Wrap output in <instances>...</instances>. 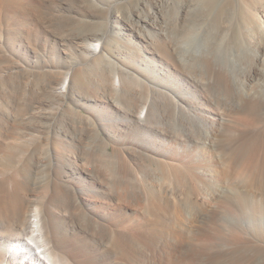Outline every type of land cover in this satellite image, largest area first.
<instances>
[{"label": "bare ground", "instance_id": "1", "mask_svg": "<svg viewBox=\"0 0 264 264\" xmlns=\"http://www.w3.org/2000/svg\"><path fill=\"white\" fill-rule=\"evenodd\" d=\"M77 2L0 0V264H264V25Z\"/></svg>", "mask_w": 264, "mask_h": 264}, {"label": "rangeland", "instance_id": "2", "mask_svg": "<svg viewBox=\"0 0 264 264\" xmlns=\"http://www.w3.org/2000/svg\"><path fill=\"white\" fill-rule=\"evenodd\" d=\"M63 1V0H62ZM72 1V2H71ZM120 2H121V4L119 3V6L120 7H122V10H121V12H125L126 13V15H124L123 17H122V15H121V13L119 14L123 19V21H122V23H124V24H128V25H130V23L127 21V16L133 11V10H135V8L136 7H138V6H141V5H143L144 4V1L145 0H130L129 2L128 1H126V0H119ZM131 1L132 2H134V3H131ZM148 1V0H147ZM150 2H151V4H152V6L154 7V8H157V9H159V13L160 14H162L160 17H158L157 18V25H159L158 26V29L157 30H159L163 35V37L162 36H160V38L159 39H161V40H167V33H165V32H168V29H169V27H170V25H187V24H191V25H211L212 24V22H213V20H216V19H218L219 18V23H218V25L220 24V25H222V26H224V27H226V26H230V25H264V3H263V5L262 6H259V2L260 1H264V0H252L253 1V7L252 8H248V6L245 4V2L243 1V0H239V2H237L238 0H214L212 3H211V5L209 6L208 5V1L209 0H180L182 3H184L185 5H184V7H182L183 9H184V13L182 12V11H180V14H179V16L178 15H176V13L173 11V9H171V6H173V4H174V0H149ZM203 1H205V2H207V3H203ZM64 2H67L68 4L67 5H72V7L73 8H75L76 6H77V4H78V2H77V0H76V3L74 2V0H64ZM163 2V3H162ZM165 2V3H164ZM195 2V3H194ZM222 2V3H221ZM230 3L229 5H228V7L226 8L227 10H226V13H225V16L223 15L221 18L218 16L219 15V11H220V9H222V8H224V6L226 5V3ZM247 2V4L248 3H250V2H248V1H246ZM71 3V4H70ZM73 3V4H72ZM125 5H124V4ZM139 3V4H138ZM147 3H149V2H147ZM169 3V4H168ZM182 3H181V5H182ZM240 3H242V4H240ZM156 4V5H155ZM208 6H207V5ZM236 4V5H235ZM56 5H57V7H56ZM56 5L53 7V10L54 9H58L59 8V6H58V4L56 3ZM74 5V6H73ZM133 7H132V6ZM157 5H159V6H161L163 9H160L161 7H159V6H157ZM168 5V6H167ZM206 7H205V6ZM222 5V6H221ZM231 5V6H230ZM165 6V7H164ZM244 6V7H243ZM56 7V8H55ZM129 8V9H126V8ZM186 7V8H185ZM134 8V9H133ZM126 9V11H124ZM164 9H166V10H164ZM216 9H217V11H216ZM67 10V9H66ZM65 10V11H66ZM163 10V11H162ZM64 11V10H63ZM64 11V12H65ZM128 11H130V12H128ZM196 11V12H195ZM243 11H245L248 15L247 16H251L252 14H255V15H252L251 17H252V19H250L249 21H247V20H245L246 18L245 17H243ZM163 12H165V13H163ZM170 12V13H169ZM193 12V13H192ZM252 12V13H251ZM256 12H258V13H256ZM168 13V14H167ZM189 13V14H188ZM167 14V15H166ZM173 14V15H172ZM201 14V15H200ZM258 14V16H256ZM260 14V15H259ZM262 14V15H261ZM164 15V16H163ZM177 17H176V16ZM198 15V16H197ZM227 15V16H226ZM164 18H163V17ZM169 16H171V17H169ZM173 16V17H172ZM238 18H237V17ZM126 17V18H125ZM167 17H168V19H167ZM218 17V18H217ZM227 17V18H226ZM253 17L255 18V19H253ZM162 18H163V20H162ZM245 18V19H244ZM166 19V20H165ZM125 20V21H124ZM179 20V21H178ZM182 20V21H181ZM127 21V22H126ZM173 21V22H172ZM160 22V23H159ZM231 22V23H230ZM186 23V24H185ZM161 24V25H160ZM134 26V29H137L136 27H135V24L133 25ZM169 26V27H168ZM166 27V28H165ZM165 31V32H164ZM224 31V30H223ZM142 33H144L143 31H141ZM165 34H164V33ZM124 33H126V34H128L126 31L124 32ZM221 33H223V32H221ZM155 36H156V34H155ZM27 38H29V37H27ZM128 38V37H127ZM158 37L156 36V39H157ZM121 39L119 38V41H120ZM41 46V45H40ZM124 50V49H123ZM124 52V51H123ZM126 52V51H125ZM139 52V51H138ZM139 53H141V51L139 52ZM144 53L146 54V56H150V54L147 52V50H145L144 51ZM136 56H138V55H136ZM130 67H132L131 65H130ZM232 187L234 186L233 184L231 185Z\"/></svg>", "mask_w": 264, "mask_h": 264}]
</instances>
